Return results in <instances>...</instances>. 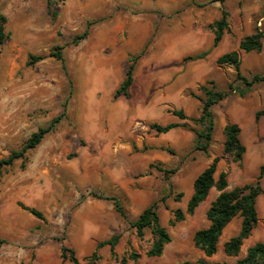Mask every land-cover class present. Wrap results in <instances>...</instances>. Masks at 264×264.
Returning <instances> with one entry per match:
<instances>
[{"label": "rangeland", "instance_id": "374dc122", "mask_svg": "<svg viewBox=\"0 0 264 264\" xmlns=\"http://www.w3.org/2000/svg\"><path fill=\"white\" fill-rule=\"evenodd\" d=\"M215 1L0 0L8 35L0 45V162L62 116L25 160L1 170L0 264H70L62 262L63 246L84 263L99 242L115 235L120 236L118 259L105 247L99 252L101 264H120L131 253L141 255L136 264L205 259L194 236L209 226L206 213L219 192L212 189L194 215L172 226L175 211L186 212L195 180L215 157H221L215 178L227 173L229 191L255 182L264 165V121L255 120L264 109V40L261 53L239 51L245 37L257 30L264 34V0ZM223 9L230 31L212 49L209 26L221 19ZM86 31L88 37L75 43ZM56 47L63 48L62 61L50 57ZM209 50L205 60L184 61ZM233 51H239L246 78H263L245 98L239 95L244 86L236 81L234 67L217 64ZM40 56L45 59L33 61ZM137 57L129 96L115 98L119 87H114L112 70L125 78L130 60ZM209 81L222 92L233 82L236 92L213 107V141L204 153L196 150L191 130L205 128L190 119L201 116L199 87ZM173 110H183L188 120H179ZM154 123H187L192 129L158 134L150 127ZM228 123L243 128L247 152L241 164L224 154ZM256 133L260 137L255 140ZM111 198L121 201L127 219ZM155 203L172 241L161 257L148 258L152 231L146 230L141 240L131 223ZM257 209L259 224L240 256L223 251L240 231L236 218L224 231L218 254L208 261L235 264L249 248L264 244V195Z\"/></svg>", "mask_w": 264, "mask_h": 264}, {"label": "trees", "instance_id": "16d2710c", "mask_svg": "<svg viewBox=\"0 0 264 264\" xmlns=\"http://www.w3.org/2000/svg\"><path fill=\"white\" fill-rule=\"evenodd\" d=\"M226 0H216L215 2L225 3ZM229 14L223 9L221 19L214 22L209 26V29L213 32L214 40L213 47L217 48L222 42L225 34L230 31ZM7 18L0 14V45H3L8 39L6 34ZM88 31L82 36H78L75 39V43L85 40L88 37ZM264 34L260 30H257L253 35L245 37L239 44V51L245 53L263 51ZM62 47H56L55 51L50 54V57H54L60 61L63 60ZM239 51H233L221 56L217 60L219 66L234 67L236 71V81H240L244 89L240 90L239 95L241 98H245L248 93L251 92L253 86L261 81L263 78L260 76H254L251 80L246 78L241 72V58ZM211 53V50L202 52L192 57L185 58L184 61H200L204 60ZM143 53L140 54V57ZM45 59L44 56L35 57L33 61L39 62ZM139 58H132L131 64L125 74L123 82L115 92V98L121 96L128 97L129 90L134 83V71L136 69V62ZM201 95L197 99L202 104V113L199 118L190 119L197 125L203 126L204 131H196L187 123H170L167 125H161L154 123L150 127L158 134H167L172 130L178 128L192 129L196 136V150L204 153L209 152V148L213 141V131L215 127V117L213 113V107L219 103L225 101L230 95L236 92L234 83L229 86V91H219L214 81H209L205 85L199 87ZM172 114L181 121H187L188 117L183 110H173ZM264 117V109L255 113V120L259 122ZM62 120V116L53 119L47 128H41L38 132L34 133L25 146L20 151H14L11 153L8 159L0 162V174L4 166H12L17 160H25L26 155L30 150L35 149L41 144L45 136L54 131L56 125ZM225 142H224V154L232 158L233 162L241 164L247 152V148L241 139V127L238 124L228 123L223 130ZM221 161V157H215L213 162L198 176L194 183V193L191 196L186 212L181 210L175 211V218L171 222L172 226L180 223L186 219V215H194L196 210L207 200L212 189H216L219 192V196L211 204L206 216L209 221V226L205 229L199 230L194 236L195 246L200 249L205 259H200L196 262L186 261L181 264H229L220 262H210L207 259H211L218 254L220 239L223 236L226 228L236 219H241V227L239 233L228 240L223 245L224 254L228 257L237 258L241 254V249L245 240L249 239L259 224V214L257 209V203L260 196L264 195V165L260 167L258 177L255 182L246 184L244 186H238L228 190V174L225 172L220 173L219 178L216 180L215 176L218 171V164ZM23 168L26 167L23 162ZM150 168H154L151 164ZM163 171V170H160ZM174 171L166 172L169 176ZM114 201L116 211L125 219H127V213L117 198H111ZM31 213L38 219H44L42 213L37 210H30ZM132 227L136 229L137 236L143 240L146 230H151L154 236V241L151 248L147 251L146 256L148 258H159L163 255L165 248L171 243L172 239L169 232L161 225L160 217L158 214L157 203L151 205L145 209L139 216V218L131 223ZM120 236H112L109 240L99 242L97 244L94 253L84 259L82 263L76 256L74 250L63 246L61 249L62 262H69L70 264H101L100 250L109 247L111 257L115 260L118 259L116 254V247L119 244ZM0 242V249H1ZM141 259V255L138 253H131L128 257L125 256L121 259L120 264H129V262L138 263ZM235 264H264V244L257 243L253 247L247 250V254L244 258L238 260Z\"/></svg>", "mask_w": 264, "mask_h": 264}, {"label": "crops", "instance_id": "0c3cea01", "mask_svg": "<svg viewBox=\"0 0 264 264\" xmlns=\"http://www.w3.org/2000/svg\"><path fill=\"white\" fill-rule=\"evenodd\" d=\"M214 40V39H213ZM223 41V40H222ZM221 44V43H220ZM220 46V45H219ZM218 46V47H219ZM215 49V48H214ZM209 56V55H208ZM220 58V57H219ZM218 58V59H219ZM217 59V60H218ZM205 60V59H204ZM112 76H113V79H114V87H119L120 86V84L123 82V80H124V77H123V79L122 78H120V76H119V74L116 72V70H112V74H111ZM262 110V109H261ZM264 119V117L259 121V123H261L262 121H264L263 120ZM238 125L241 127V125L238 123ZM241 130H242V133H241V139H242V134H243V128L241 127ZM259 137H260V134L259 133H256V135L254 136V139L256 140V139H259ZM243 141V140H242ZM263 147H264V144L262 145Z\"/></svg>", "mask_w": 264, "mask_h": 264}]
</instances>
